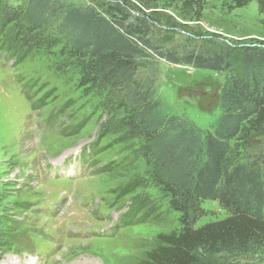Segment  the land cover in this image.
<instances>
[{"label": "rangeland", "instance_id": "obj_1", "mask_svg": "<svg viewBox=\"0 0 264 264\" xmlns=\"http://www.w3.org/2000/svg\"><path fill=\"white\" fill-rule=\"evenodd\" d=\"M194 2L148 11L151 31L167 38V48L264 44V11L255 2L240 9L228 0ZM5 39L12 43V34ZM6 50L0 51V264H139L159 235L179 229L146 174L139 143L123 139L118 112L104 95L79 88L56 49L29 51L20 62ZM150 75L171 113L200 129L214 124L222 75L165 63L139 77ZM247 152L264 157V134L250 139ZM202 208L205 217L196 226L226 215L215 202ZM213 262L264 264V256Z\"/></svg>", "mask_w": 264, "mask_h": 264}, {"label": "trees", "instance_id": "obj_2", "mask_svg": "<svg viewBox=\"0 0 264 264\" xmlns=\"http://www.w3.org/2000/svg\"><path fill=\"white\" fill-rule=\"evenodd\" d=\"M132 1L136 6L130 8L128 0L85 6L0 0V51H13L20 62L29 51L56 49L75 71L79 88L104 95L118 112L115 125L123 139L139 143L148 178L179 222L177 232L157 237L158 246L139 264H214L222 256H264V157L247 152L250 139L264 134V44L169 49L167 38L149 27L151 11L181 4L192 8L194 0ZM228 1L234 9L255 2L264 11V0ZM8 33L11 46L19 45L21 52L10 47ZM160 63L223 76L219 115L208 129L171 113L154 78L139 77ZM208 201L226 215L196 226Z\"/></svg>", "mask_w": 264, "mask_h": 264}]
</instances>
